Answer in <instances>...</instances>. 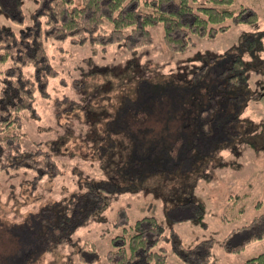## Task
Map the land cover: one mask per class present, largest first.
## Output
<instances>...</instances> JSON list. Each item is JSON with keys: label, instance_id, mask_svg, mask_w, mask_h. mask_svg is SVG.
Wrapping results in <instances>:
<instances>
[{"label": "trees", "instance_id": "trees-1", "mask_svg": "<svg viewBox=\"0 0 264 264\" xmlns=\"http://www.w3.org/2000/svg\"><path fill=\"white\" fill-rule=\"evenodd\" d=\"M30 1L35 2L31 11L25 5ZM232 3L233 0H0V16L20 25L16 30L0 20V170L46 163L38 149L22 147L21 132L23 116L33 112L36 88L45 87L55 73L44 39L70 38L77 43L103 46L123 41L127 49L135 51L151 42L149 27L161 22L165 43L180 51L190 41L195 44L198 38L215 37L231 24L257 19L254 9L244 5L234 8ZM243 16L247 19L243 20ZM260 37V33L244 34L238 47L233 45L221 52L197 49L171 73L158 81L148 79L143 90H137L143 103L133 104L130 127L117 129L128 142L126 148L117 150L122 157L112 165L106 181L111 192L120 186L137 190L135 182L161 175L171 187L166 197L170 215L181 208L193 210L197 202L192 193L196 178L209 165H223L218 154L221 148L232 152L243 145L264 148V135L262 141L254 137L257 123L249 115L242 116V108L257 93L250 85V74L260 72ZM25 65L33 67L34 76L22 69ZM114 135L118 134L109 132L107 141ZM112 142L121 145L114 139ZM191 177L195 178L192 184ZM98 184L91 181L90 188L46 206L48 217L37 228V237L43 238L46 250L68 241L81 222L104 208L109 189H101ZM184 184H191L192 189L182 195ZM121 211L122 233L112 238L105 264H175L167 261L168 251L163 245L167 238L171 239L179 264H216L212 239L184 244L173 234L172 222L166 225L152 214L130 222L127 212ZM188 218L195 217L181 219ZM263 237L264 210L229 232L224 246L237 251ZM32 256L33 251L28 258ZM245 264H264V253L249 257Z\"/></svg>", "mask_w": 264, "mask_h": 264}, {"label": "rangeland", "instance_id": "rangeland-1", "mask_svg": "<svg viewBox=\"0 0 264 264\" xmlns=\"http://www.w3.org/2000/svg\"><path fill=\"white\" fill-rule=\"evenodd\" d=\"M25 5L31 11L35 2ZM240 5L254 9L257 19L231 24L215 37L198 38L195 44L190 41L180 51L165 43L161 22L149 27L151 42L135 51L127 49L123 41L103 46L77 43L70 38L44 39L55 73L48 78L45 87L36 88L33 112L23 116L21 132L22 147L38 149L46 163L40 167L23 165L0 170V264H105V253L112 248V238L122 233L121 210L127 212L130 222L150 214L166 225L172 222L173 234L184 244L212 239L216 264H245L249 257L264 253V237L237 251L224 246L229 232L247 224L264 210V148L243 145L236 157L228 148H221L218 154L223 158V165H209L200 170L202 174L196 178L193 189V177L190 187L184 184L181 188L182 195L192 189L197 200L192 204L193 210L181 208L171 215V205L165 198L171 187L165 183L164 176L135 182L137 190L123 186L128 189L124 190L120 186L111 192V185L106 182L113 160L116 163L122 157L116 154L117 150L126 148L128 141L116 129L118 135L112 140L122 146L108 142L105 126L110 118L118 116L119 121L113 122L127 127L126 121L133 115L126 108L132 111L135 101L143 103L137 90H143L148 79L158 81L197 49L221 52L233 45L238 47L244 34L260 33L264 50V0H233L231 7ZM0 20L16 30L20 26L3 16ZM127 62H130L129 69L121 71ZM104 67L107 70H95ZM22 69L34 76L31 65ZM250 82L253 88L259 89L260 97L258 101L251 99L243 113L258 122L264 120V75L251 73ZM125 95H129V99L124 98ZM262 124L264 126V122ZM261 135L262 131L254 137L262 141ZM96 137L103 139L100 145ZM109 150L113 152L111 159L107 156ZM91 181L99 183L101 189H109L105 192L106 205L81 222L68 241L46 250L43 238L37 237V228L43 226L41 220L48 217L46 206L87 189ZM185 216L195 218L181 219ZM163 245L168 251L167 261L179 264L171 239L163 240ZM32 251L33 256L28 258Z\"/></svg>", "mask_w": 264, "mask_h": 264}, {"label": "flooded vegetation", "instance_id": "flooded-vegetation-1", "mask_svg": "<svg viewBox=\"0 0 264 264\" xmlns=\"http://www.w3.org/2000/svg\"><path fill=\"white\" fill-rule=\"evenodd\" d=\"M263 51L264 50H262V51H260V53H259V55H258V60H257V66H258V70H260V72H256V73H260L261 75H264V54H262L263 53ZM129 65H130V62H127L126 63V66H125V68L124 69H122L121 71H126V70H128L129 69ZM134 65V64H133ZM96 71H104V70H107V68H101V69H95ZM251 83V82H250ZM253 88V87H252ZM254 90H255V92H257L256 93V95L253 97V100H257L259 97H260V93H259V89H257V88H253ZM128 98L129 99V95H125L124 96V98ZM258 101V100H257ZM248 104V103H247ZM247 106V105H246ZM245 106V107H246ZM126 109H128L129 111H130V113H131V115H133L132 114V111L130 110V107H128V108H126ZM243 110H244V108H242V116H247V115H244V113H243ZM131 117V116H130ZM130 117L128 118V120L126 121L127 122V125L129 126V122H130ZM118 121V116L116 117V118H110V120H109V123L108 124H106V126H105V135H109V132H111L112 133V131H115V129H118V128H122V127H118V126H116L115 125V122H113V121ZM129 121V122H128ZM113 122V123H112ZM264 122V120L263 119H261L260 121H258V122H256L257 124V128H258V132H261L262 131V135H264V126H263V123ZM130 124H131V122H130ZM262 127H263V130H262ZM127 129V128H126ZM99 131V130H98ZM98 136H100V135H98ZM96 139L97 140H101L100 142L102 143L103 142V139L102 138H99V137H96ZM109 140L112 142V137H109ZM109 142V141H108ZM107 142V143H108ZM99 145H100V143H99ZM241 145V144H240ZM241 148V147H240ZM242 150V149H241ZM230 152H232L231 150H229ZM240 151V150H239ZM108 157H109V159H111V156H112V154H113V152H111L110 150L108 151ZM239 153L237 152V151H235V152H232V155H234L235 157L238 155ZM113 162L115 163V161L113 160ZM117 163V162H116ZM230 163V162H229ZM146 188V187H145ZM167 197H168V195H167ZM166 198V197H165Z\"/></svg>", "mask_w": 264, "mask_h": 264}]
</instances>
